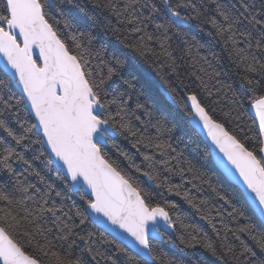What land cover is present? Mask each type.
<instances>
[{
	"label": "snow or ice",
	"instance_id": "6c2138e0",
	"mask_svg": "<svg viewBox=\"0 0 264 264\" xmlns=\"http://www.w3.org/2000/svg\"><path fill=\"white\" fill-rule=\"evenodd\" d=\"M89 3L94 12L75 0H0V264H208L196 249L215 264H264V0ZM66 7L118 46L95 49L90 33L62 32ZM222 55L233 83L219 79ZM144 65L206 134L209 155L215 149L217 165L242 186L236 196L183 159L166 139V118L140 102L135 73L151 79ZM221 98L227 111L217 119L205 99ZM204 184L226 214L192 194ZM155 189L182 197L211 233Z\"/></svg>",
	"mask_w": 264,
	"mask_h": 264
},
{
	"label": "trees",
	"instance_id": "16d2710c",
	"mask_svg": "<svg viewBox=\"0 0 264 264\" xmlns=\"http://www.w3.org/2000/svg\"><path fill=\"white\" fill-rule=\"evenodd\" d=\"M75 3L80 5H87L88 11L94 12L95 10L91 7L89 0H75ZM67 15L64 19H67L70 27L65 28L63 20L58 25L59 29L66 33V34H76L79 35L80 32H88L92 36L91 46L95 49H99L101 46H105L109 51L113 50L115 47L118 46L117 41L110 33H105V31L96 28H89L86 19L83 16V13L80 12L79 8L76 7H66ZM53 15L59 18L58 13L55 11ZM194 34H196L197 39L201 41V43L205 44L206 48H210L212 51L217 52L218 54L221 53V49L218 45H215L213 41L207 36L202 34H198L194 30ZM202 54L204 51L202 50ZM211 59V57H210ZM222 72L221 77L219 78L221 81L225 83H233L235 81V76L231 74V63L227 60L226 55L221 56L220 65L218 66ZM143 68L146 70L147 73L150 74L151 79L149 80L145 75L144 72H136L135 73V82L137 87L142 89L143 95L140 97V102L144 103L149 111L153 113V116L156 118L165 117L167 127L170 131L167 133L166 139L170 140L173 147L176 149L177 152L183 153V159L190 161L200 172L206 174L207 177L211 179L213 186H215L221 193L224 194H231L233 196L237 195V191L239 190L236 186L228 182L225 177L218 171L215 167L211 156L209 155V151L206 149V144L204 143L203 139L200 137L199 134L191 127L189 124L188 117L179 107L177 104L173 103V101L169 98L164 89L162 82H160L159 77L156 76L155 72L152 69L148 68L147 65H144ZM223 73H229V75H224ZM185 83L188 84L189 81L185 80ZM198 82H193L191 84L192 88H195L197 92H200V89L196 87ZM234 87L237 85L234 83ZM183 92V89H180ZM213 91H215L213 89ZM201 96L203 97L204 94L201 92ZM205 103L209 105V110L211 108H215L216 111L213 115L217 119H223L222 111H227L226 102L221 98L220 103L212 104L209 102L208 99H205ZM141 118L147 120L148 117L139 113ZM246 119V118H245ZM226 126L231 128L235 127V122H227ZM150 131H152L150 129ZM253 133H249L252 135ZM117 142L120 143L121 147L125 150H128L130 153H134L135 150L131 149L130 145L123 141L122 138H117ZM208 148V147H207ZM31 155V153H29ZM113 155H115L113 153ZM122 159V158H121ZM127 161H123V165H127ZM135 163L140 164L141 161L137 156L135 158ZM34 166L37 168H42L43 165L40 160L34 162ZM18 170H22V166L16 165ZM139 175V174H137ZM57 172L52 170L48 173V179L50 182L59 185V181L56 179ZM142 181L147 183L146 177H140ZM7 177L0 174V180H5ZM31 179V178H30ZM187 179V176H185ZM172 183H180V178L178 176L172 177ZM185 188H191V185H185ZM163 191L164 199L171 201L178 205V211L180 214L188 217V222L193 223L196 227L203 229L206 232L211 233V229L206 221H203L196 215L194 209H192L180 196L169 195L166 190H159L155 189V192ZM240 191V190H239ZM192 194L196 195L198 199H207L209 202V206H214L217 208H221L222 211L226 209L222 208L223 202L218 201L217 197L211 190L209 189L207 184L202 185V190L200 193H197L195 189L192 190ZM56 201L59 203L60 198H55ZM76 202L79 204L78 198H75ZM157 199H160L157 196ZM71 203V200L68 201ZM237 206H241L239 203ZM218 223V221H217ZM88 230H94L93 226L89 224ZM107 234V233H105ZM111 238V236H109ZM79 243V242H78ZM251 243V241H249ZM166 252H174L178 258L187 261L189 259L188 255L183 252H180L176 249L173 245L165 243L162 245ZM198 253H201L207 260L208 264H215V261L212 257L207 256L206 253H203L201 249H196Z\"/></svg>",
	"mask_w": 264,
	"mask_h": 264
},
{
	"label": "water",
	"instance_id": "95a60500",
	"mask_svg": "<svg viewBox=\"0 0 264 264\" xmlns=\"http://www.w3.org/2000/svg\"><path fill=\"white\" fill-rule=\"evenodd\" d=\"M191 119V118H190ZM189 119V124L191 125V127L197 132V134L200 135V137L203 139L204 143L207 145L208 149H211V145L210 142L207 140L206 134L198 127H196L193 123L190 122ZM213 155H211V159L213 161V163L215 164L216 168L223 174V176L225 177V179L230 182L231 184H233L234 186H236L240 191H242V186L241 184L238 182L237 179L228 176L223 169H221L216 162L215 156L218 155V153H216L215 149H212ZM103 226H101L102 228Z\"/></svg>",
	"mask_w": 264,
	"mask_h": 264
},
{
	"label": "bare ground",
	"instance_id": "6f19581e",
	"mask_svg": "<svg viewBox=\"0 0 264 264\" xmlns=\"http://www.w3.org/2000/svg\"><path fill=\"white\" fill-rule=\"evenodd\" d=\"M215 165V164H214ZM216 167V166H215ZM219 171V170H218ZM220 172V171H219ZM221 173V172H220ZM222 174V173H221ZM223 175V174H222Z\"/></svg>",
	"mask_w": 264,
	"mask_h": 264
}]
</instances>
